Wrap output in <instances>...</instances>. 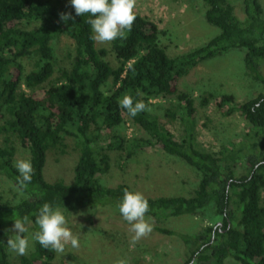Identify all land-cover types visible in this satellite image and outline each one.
Listing matches in <instances>:
<instances>
[{
  "label": "trees",
  "instance_id": "obj_1",
  "mask_svg": "<svg viewBox=\"0 0 264 264\" xmlns=\"http://www.w3.org/2000/svg\"><path fill=\"white\" fill-rule=\"evenodd\" d=\"M206 22L218 34L199 47L175 58L168 57L160 38L165 30L136 13L130 31L110 42L115 66L105 60L108 50L96 48L88 14L76 16L69 0H0V173L21 194L16 201L0 197V214L10 221L27 218L33 224L37 210L49 203L61 211L86 207H115L125 184L103 185L99 175L110 168L109 151L129 159L152 146L170 154L198 174L199 181L188 197H147L154 220L196 216L209 224L191 236H181L189 257L178 264H264V93L236 102L231 94L215 101L225 117L237 113L247 130L218 151L204 149L196 137L197 108L190 92L178 90L179 79L198 63L229 49H244L247 75L264 85V18L259 0H241L243 19L231 0H200ZM60 13L72 19L63 22ZM24 24L33 23L30 28ZM64 35L73 42L66 66L58 67L52 42ZM32 62L26 71L24 61ZM109 83V87H103ZM131 95L148 110L135 117L119 105ZM214 96H202L200 107ZM215 99V98H214ZM156 100L169 101L163 116L179 121L175 134L149 112ZM129 122L147 136L126 141L113 131ZM203 126L207 127L206 124ZM71 137L78 150L70 181L48 182L44 167L50 151L65 154ZM110 138L104 145V138ZM15 142L28 152L33 167L31 182L21 188L14 167ZM0 226V264H56L55 251L34 242L33 250L9 260ZM156 231L173 235L161 226Z\"/></svg>",
  "mask_w": 264,
  "mask_h": 264
},
{
  "label": "rangeland",
  "instance_id": "obj_2",
  "mask_svg": "<svg viewBox=\"0 0 264 264\" xmlns=\"http://www.w3.org/2000/svg\"><path fill=\"white\" fill-rule=\"evenodd\" d=\"M259 1L264 18V0ZM231 2L235 14L242 20L244 16L242 1L231 0ZM203 5L200 0H136L134 10L154 22L159 29L165 30L166 34L160 38V44L168 57L175 58L192 51L218 34V29L206 22ZM23 25L30 28L33 23H23ZM109 45L110 42L95 40L96 48L108 50L105 60L111 66H115L114 55L109 51ZM52 47L57 66H66L73 53L72 40L60 35L52 42ZM244 54V49H229L198 63L178 81L179 91L190 92L194 96V105L197 108L196 137L201 147L206 150L216 152L232 139H241L242 134L247 130L245 122L237 113L225 117L218 112L215 101L222 94H231L236 102H242L264 93V85L247 75L243 61ZM24 64L26 71H29L32 62L25 60ZM261 64L264 77V61ZM108 87L109 83L103 89L106 90ZM207 94L213 95L215 99H210L207 105L200 107L201 97ZM153 104L149 112L156 115L159 121L178 138L182 129L180 122L178 120L169 122L163 116L164 108L169 106V101L156 100ZM113 134L117 137L124 136L126 141L138 136H147L129 122L116 128ZM109 140L110 138L105 137L104 145ZM11 143L15 147L14 163L20 158L28 159L26 149L19 147L15 142ZM66 145L65 154L59 155L56 151H50L47 155L43 174L48 182L58 179L68 182L71 179L78 150L71 137H67ZM109 156L108 172L99 175V181L108 187L125 184L132 190L140 191L151 198L188 197L199 181L198 174L192 167L152 146L144 147L129 159H124V153L115 149L109 151ZM20 196V192L0 173V197L13 202ZM262 198L264 199V192ZM64 214L68 219L69 228L79 240V247L72 248L66 245L64 253L55 252L56 264H119L121 260L126 261V264L184 263L189 257V252L181 236H191L201 225L209 224L208 220L201 221L196 216L160 220L145 216L153 226L152 231L133 244L134 233L130 231L129 223L123 220L115 207L94 210L84 207L77 211H65ZM2 225L6 244L7 239L15 234L12 221L4 214H0V226ZM156 226L174 231V234H162L155 230ZM26 227L28 232L25 235L30 239L33 224L26 223ZM33 247L34 242L30 239L29 247L23 255L30 253ZM6 248L9 260L17 263L22 255L9 249L7 244ZM225 263L238 264L231 259L225 260Z\"/></svg>",
  "mask_w": 264,
  "mask_h": 264
},
{
  "label": "clouds",
  "instance_id": "obj_3",
  "mask_svg": "<svg viewBox=\"0 0 264 264\" xmlns=\"http://www.w3.org/2000/svg\"><path fill=\"white\" fill-rule=\"evenodd\" d=\"M76 16L88 14V23L94 34V39L99 42H111L122 38L125 30L130 31L136 19V0H69ZM59 18L63 22L73 17L69 13H60ZM119 105L127 110L129 116L135 117L139 113L148 110V106L142 101H134L131 95L123 96ZM19 173L18 185L23 188L31 182L33 167L30 159L20 158L14 163ZM118 211L124 221L130 225V231L134 233L132 243L152 231V224L145 219L149 212V203L145 195L137 190L125 189L123 196L117 205ZM27 218L13 220L14 236L7 239V246L17 254L23 255L32 242L39 243L45 249H51L56 253H64L65 246L79 247V240L68 226V219L60 208L44 203L36 214L35 224L37 230L31 233L29 239L25 233ZM119 264H126L121 260Z\"/></svg>",
  "mask_w": 264,
  "mask_h": 264
}]
</instances>
